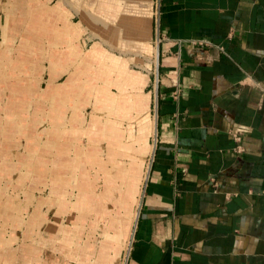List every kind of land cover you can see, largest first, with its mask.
<instances>
[{"label":"crops","instance_id":"crops-1","mask_svg":"<svg viewBox=\"0 0 264 264\" xmlns=\"http://www.w3.org/2000/svg\"><path fill=\"white\" fill-rule=\"evenodd\" d=\"M125 246L264 264V0H0V264Z\"/></svg>","mask_w":264,"mask_h":264},{"label":"rangeland","instance_id":"rangeland-1","mask_svg":"<svg viewBox=\"0 0 264 264\" xmlns=\"http://www.w3.org/2000/svg\"><path fill=\"white\" fill-rule=\"evenodd\" d=\"M84 94V95H83ZM82 95H83V97L86 95L85 93H83ZM79 95V93H77V96ZM66 97H67V99H69L70 97H71V95L70 94H67V95H65ZM82 97V98H83ZM47 101V100H46ZM45 101V102H46ZM55 102H57V103H59L61 106H64V102H63V100H60V99H53V98H51L50 99V105H51V113H52V115H58V113L59 112H62L63 113V115H64V113L66 112L65 110L63 111V110H55L54 109V107H55ZM47 111H49V106L47 107ZM31 112V111H30ZM91 112H92V107H91V105H88L86 108H85V110H83V113L85 114V117H87V120L90 118V114H91ZM28 117L29 118H35V119H38L39 117L38 116H36V115H34V114H32V112H31V114L29 113L28 114ZM152 118V117H151ZM28 122H29V119L26 121V122H20V123H22V124H20V125H18L17 127H14V132L15 133H17L18 134V137H22L23 135L25 136V137H28V136H30L31 135V132H29V129L28 128H32V127H28ZM85 126H86V124L84 125V126H81V128L84 130V128H85ZM35 128V127H34ZM84 138H85V136H84ZM83 138V144H85V145H89V146H92L93 145V142L92 141H88V139H84ZM151 139H152V133H151ZM87 141H88V144H87ZM152 141V140H151ZM149 158H150V154H148L147 155V159H146V163H148L149 162ZM140 186L142 187V185H141V183H140ZM141 187H140V190H141ZM136 197H137V200H138V197H139V195H138V193H137V195H136ZM74 199V198H73ZM76 199V198H75ZM73 200V201H76V200ZM89 206L90 205H87V207L89 208ZM136 208H137V201H134L133 200V203H132V208H131V211H132V221H133V218H134V215H135V212L134 211H136ZM73 210H75L74 208H72ZM87 216V218H89V214H87L86 215ZM125 249H126V246H125V248H123L122 249V255H121V260L119 261V263L118 264H122V261H123V258H124V255H125Z\"/></svg>","mask_w":264,"mask_h":264},{"label":"built area","instance_id":"built-area-1","mask_svg":"<svg viewBox=\"0 0 264 264\" xmlns=\"http://www.w3.org/2000/svg\"><path fill=\"white\" fill-rule=\"evenodd\" d=\"M193 43L196 44V45H199V46H209V45H211V42L206 40V39H194ZM232 136H233V139L236 142H239V140H240V133L239 132L232 131ZM234 150L235 151H240L241 150V146L240 145L235 146Z\"/></svg>","mask_w":264,"mask_h":264}]
</instances>
